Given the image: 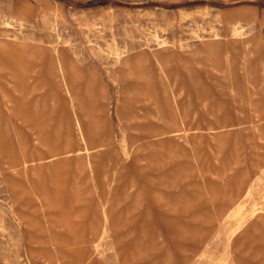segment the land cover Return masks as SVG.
<instances>
[{
	"label": "rangeland",
	"instance_id": "rangeland-1",
	"mask_svg": "<svg viewBox=\"0 0 264 264\" xmlns=\"http://www.w3.org/2000/svg\"><path fill=\"white\" fill-rule=\"evenodd\" d=\"M0 264H264V0H0Z\"/></svg>",
	"mask_w": 264,
	"mask_h": 264
}]
</instances>
